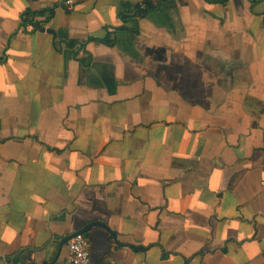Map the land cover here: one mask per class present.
Segmentation results:
<instances>
[{"label":"crops","instance_id":"1","mask_svg":"<svg viewBox=\"0 0 264 264\" xmlns=\"http://www.w3.org/2000/svg\"><path fill=\"white\" fill-rule=\"evenodd\" d=\"M143 1L0 0V264H65L92 223L94 264L264 263V1L169 0L89 66L65 47Z\"/></svg>","mask_w":264,"mask_h":264},{"label":"trees","instance_id":"2","mask_svg":"<svg viewBox=\"0 0 264 264\" xmlns=\"http://www.w3.org/2000/svg\"><path fill=\"white\" fill-rule=\"evenodd\" d=\"M169 0H158L157 3H152L150 0H144L141 3L130 4L124 3L122 5L123 12L120 16V20L123 23L121 27L114 28L106 33V36L102 39L88 38L86 41L69 40L65 42V47L73 52L74 58H76L82 65L89 66L91 59L85 51V47L89 43H101L109 47H113L115 44V33L117 31L125 30L127 27L125 24L135 22L137 19L146 17L150 12L158 11L162 4ZM207 3L225 5L228 0H205ZM252 4L256 3V0H250ZM264 1V0H263ZM23 21L24 26L29 22L32 14H26ZM82 52L83 57H79V53ZM264 259V252H263ZM264 264V263H263Z\"/></svg>","mask_w":264,"mask_h":264},{"label":"built area","instance_id":"3","mask_svg":"<svg viewBox=\"0 0 264 264\" xmlns=\"http://www.w3.org/2000/svg\"><path fill=\"white\" fill-rule=\"evenodd\" d=\"M86 0H61L66 11H72ZM68 259L65 264H94L91 257V245L85 234L73 236L67 243Z\"/></svg>","mask_w":264,"mask_h":264},{"label":"water","instance_id":"4","mask_svg":"<svg viewBox=\"0 0 264 264\" xmlns=\"http://www.w3.org/2000/svg\"><path fill=\"white\" fill-rule=\"evenodd\" d=\"M93 227H103L105 228L103 225L101 224H98V223H92L90 225H87L85 228H83L82 230L66 237V239L63 241V244L67 243L73 236L77 235V234H86L89 232V230ZM113 236V235H112ZM114 237V236H113ZM61 244V246L63 245ZM132 249H134L135 251H139V250H144V248H141V247H132Z\"/></svg>","mask_w":264,"mask_h":264}]
</instances>
